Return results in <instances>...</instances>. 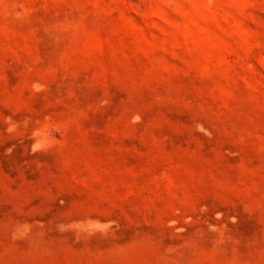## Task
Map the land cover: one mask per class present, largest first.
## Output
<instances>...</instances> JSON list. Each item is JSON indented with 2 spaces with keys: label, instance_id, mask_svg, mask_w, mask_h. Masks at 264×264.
I'll return each mask as SVG.
<instances>
[{
  "label": "rangeland",
  "instance_id": "1",
  "mask_svg": "<svg viewBox=\"0 0 264 264\" xmlns=\"http://www.w3.org/2000/svg\"><path fill=\"white\" fill-rule=\"evenodd\" d=\"M0 264H264V0H0Z\"/></svg>",
  "mask_w": 264,
  "mask_h": 264
}]
</instances>
